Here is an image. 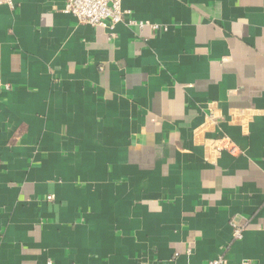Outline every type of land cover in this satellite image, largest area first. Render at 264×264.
I'll list each match as a JSON object with an SVG mask.
<instances>
[{"label": "crops", "instance_id": "1", "mask_svg": "<svg viewBox=\"0 0 264 264\" xmlns=\"http://www.w3.org/2000/svg\"><path fill=\"white\" fill-rule=\"evenodd\" d=\"M65 4L0 5V264H264V0Z\"/></svg>", "mask_w": 264, "mask_h": 264}, {"label": "built area", "instance_id": "2", "mask_svg": "<svg viewBox=\"0 0 264 264\" xmlns=\"http://www.w3.org/2000/svg\"><path fill=\"white\" fill-rule=\"evenodd\" d=\"M0 5H9L14 7L16 0H0ZM64 12L74 15L79 21L90 23L95 26L115 28L117 24L127 21L130 25L146 26L151 25L154 29L159 30L160 26L149 22L137 21L129 18V11L123 7V0H66ZM164 29H167L164 27ZM114 36V34H112ZM232 153L238 152L236 146L228 144L227 147ZM53 200V196H48ZM234 238L242 239L244 229L234 225ZM206 264H228L224 257H218L209 260ZM239 264H253L252 261L245 260Z\"/></svg>", "mask_w": 264, "mask_h": 264}]
</instances>
